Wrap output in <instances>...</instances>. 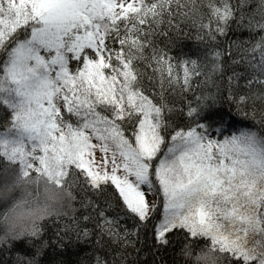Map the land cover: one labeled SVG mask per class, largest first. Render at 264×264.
Returning <instances> with one entry per match:
<instances>
[{"label":"snow or ice","instance_id":"6c2138e0","mask_svg":"<svg viewBox=\"0 0 264 264\" xmlns=\"http://www.w3.org/2000/svg\"><path fill=\"white\" fill-rule=\"evenodd\" d=\"M0 264H264V0H0Z\"/></svg>","mask_w":264,"mask_h":264},{"label":"trees","instance_id":"16d2710c","mask_svg":"<svg viewBox=\"0 0 264 264\" xmlns=\"http://www.w3.org/2000/svg\"><path fill=\"white\" fill-rule=\"evenodd\" d=\"M195 36V33H193V37Z\"/></svg>","mask_w":264,"mask_h":264}]
</instances>
